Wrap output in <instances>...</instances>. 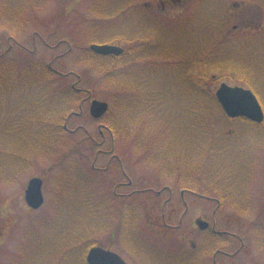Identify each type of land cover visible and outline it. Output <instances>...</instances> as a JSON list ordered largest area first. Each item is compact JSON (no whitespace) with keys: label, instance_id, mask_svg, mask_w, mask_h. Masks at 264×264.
<instances>
[{"label":"rangeland","instance_id":"obj_1","mask_svg":"<svg viewBox=\"0 0 264 264\" xmlns=\"http://www.w3.org/2000/svg\"><path fill=\"white\" fill-rule=\"evenodd\" d=\"M253 2L250 4V2L242 3L235 0L201 1L200 6L202 4L210 5L209 9L204 8V11H208L207 14L212 13L213 18L210 21L206 18L207 14L206 17L200 16L196 18L193 25L190 22L192 13L184 6V0H178L173 4L170 0H50L40 10L29 13L23 32L16 30V35H13L10 43L12 51L6 56V59L15 62V64L11 63L10 70H14V73H18L22 65L35 63L43 66L50 64L52 69L63 74L72 73L73 75L63 78L53 75L51 80L59 89H66L72 83H76L79 78L76 88L91 92V99L106 102L110 106L120 98L122 92L126 91L123 87L112 82L118 73L136 74L141 71L140 69L156 71L158 75L161 72L164 79L156 83L155 86L160 90L165 109L174 122L169 142L171 144L170 151L176 156H184L187 161L189 159L191 161L199 156V151L204 147V141L193 135L185 136L184 131L189 129L184 124L182 128L179 122L186 120V124L192 123L193 115H201L202 102L200 104V100L195 97V92L193 93L188 87L189 83L185 82L183 72L188 67L182 66L179 62L187 60V56L194 55L200 49L214 47L217 42L214 40V34L219 33V29H222V32L217 37L221 39L218 54L214 55V49L209 53L210 61L214 62L219 58L222 62L220 68L222 77L214 75L218 80L211 83L209 87L211 94L213 95L221 83L231 87L252 85L258 89L264 110V7L259 8L256 2ZM125 4H129L131 7L123 10L122 13H113L114 10ZM105 6L110 7L112 15L103 16L102 10ZM132 7H138L153 14L157 21H171L176 26L182 25L178 34L177 32L171 34L168 30L160 28L151 33L156 37L157 43L164 44L165 50L171 48L181 53L183 55L181 60L177 56L173 59L166 57V63L162 60L158 65H149L150 61L142 60L143 64L133 67L138 71H127L128 69L117 70L118 67L112 68L110 65L99 67L88 62L87 57L80 58L83 50L91 43L89 41L91 32L96 33V37L97 34H100L98 39L102 41L108 36V32H120L123 25L129 23L136 32L145 34L146 27L144 25L152 20V16L147 13L143 16L135 14V17L129 12ZM220 23L221 25H219ZM190 27L193 28V31ZM8 37L6 31L0 30V54L8 48ZM156 51L158 52V50ZM238 69L248 73L247 76L250 78L248 83L245 84L242 77L246 75L239 72ZM41 73L43 74V70ZM167 77L171 78L170 82L167 81ZM10 79H12L10 76H6L4 80L7 82ZM195 82L196 86H203L201 82ZM21 89L19 88L18 91L20 92ZM36 91L42 93L41 90ZM14 94L15 92L11 89L2 90L3 102L0 105V113L3 114L4 106L13 101ZM133 94L135 95L134 101L139 102L134 90ZM82 98H86V94L79 96V100ZM5 100L9 101L4 102ZM89 102L90 100L85 101L82 106L83 115L70 119L68 123L70 131L76 127H81L83 130L65 133L63 135L64 149H58L53 159L47 162L31 156L30 163L22 167L21 173L13 174L12 180H6L9 182L8 186L0 187V264L36 263L38 253L44 247L43 244H49L45 232H49L50 237L54 234L57 236L59 235L57 231L65 230L68 225H72L78 230L75 231V234L87 236V241L92 240L94 243L104 244V246L100 245L104 249H110L106 245L110 244L108 235H112L114 240L111 243L115 249L113 252L119 251L122 257L125 255L128 264H134L133 258L121 245L120 234L117 235L114 231V226L120 223V219L117 218L111 222V226L106 232L107 235H102L99 232L92 235L90 233L97 229L98 216L72 205L75 201L79 203L81 198V200L95 199L93 195L98 193L111 194L117 184L127 183V179L120 173L116 162L110 164L106 172L89 171V164L93 159L94 151L97 150L91 139L97 144L101 142L97 131L99 123L88 115ZM75 107L77 106L75 105ZM215 117L217 126L219 121L217 113H215ZM4 119L6 116L3 117ZM1 129L5 132V126H2ZM220 131L223 135L226 133L228 135L222 138L217 137L214 141V158L210 164L218 167L211 170L210 177L214 178L215 172L216 175L224 173L228 179V172L231 171V177L245 178L246 181L248 179L246 190L249 193L250 202L246 209L235 205L230 206L231 202L235 203L232 201L234 200L232 197L227 198V205L224 203L222 208L217 210L214 209V203L190 196L184 198L188 205H182L175 180H166L163 173L159 174L156 170L148 168L142 159H137V162L133 163L137 156L131 155L129 144L123 147L121 144L118 146V142L116 143L119 147L117 151L121 156L123 170L133 182L130 188L118 186L116 189L118 194H128L131 191L145 189L158 191L164 186L170 187L173 191L169 201L167 192L156 196L144 193L122 199L114 198L112 209L109 210L112 212L117 208L118 211L123 207L137 210L139 222L136 228L140 231L142 237L140 239L153 246L149 248L157 249L153 256L156 257L154 259H158L160 255V260L165 261L164 258H167L165 255H169L174 263L179 264L183 258L176 247L179 244H184L181 239L185 241L187 249L191 244L201 240L204 234L199 233L197 228L193 227V222L195 219H199L210 223L214 209L216 230L223 231V233L228 232L238 238L227 236L217 238L218 243L216 242V244H231L232 247L228 251L235 250L237 244H244L239 255L240 258L230 261L218 258V263L264 264V244H257V235L254 229V226L258 224L264 225V123L251 126L233 121L228 123V128L225 131ZM0 134L8 141L9 138L4 137L2 131ZM109 148V138L105 135V142L101 150H109ZM57 160L59 162L53 166ZM107 161V156L99 157L94 166L98 169L104 168ZM73 163L78 164L87 173H91L89 176L94 182L95 186L93 187L95 188L79 191L76 188H71V190L69 189V193L72 195L70 199L68 195H63L64 192H67L64 190V185L60 184L63 175L67 173L69 166ZM31 178H41L43 181L44 204L40 210L34 212L30 211L23 201L26 184ZM237 188L239 187H234V189ZM79 192L83 193L82 197H79ZM215 192L208 193L215 198ZM75 193H78L77 199ZM163 204H165V219L169 225H177L180 215L184 214L182 228L172 231L174 234L166 233L167 230L161 226L160 214H162ZM87 206L91 205L87 203ZM50 227L52 228L49 229ZM145 245L137 244V249L149 251L148 246ZM164 251H169V254L163 253Z\"/></svg>","mask_w":264,"mask_h":264},{"label":"trees","instance_id":"obj_2","mask_svg":"<svg viewBox=\"0 0 264 264\" xmlns=\"http://www.w3.org/2000/svg\"><path fill=\"white\" fill-rule=\"evenodd\" d=\"M49 1L50 0H0V30L6 31V33H8L9 35V38H12L13 35H16V30L17 32H23V30H25L29 13L40 10L47 3H49ZM176 1L170 0L172 4ZM201 1L206 0H184V6L187 7L186 9H188V11L192 13L190 22L193 25L196 21V18L200 16L206 17L208 11H204V8L209 9L210 7L209 4H202L200 6ZM235 1H239L242 3L250 2V4H253V1H255L259 8H261L262 6L264 7V0ZM130 7L129 4H125L122 7L114 10L113 13H122L123 10H127ZM130 10L131 11L129 12L133 16H135V14L143 16L149 13L138 7H132ZM113 13L110 12L109 6L104 7V9L102 10L103 16H110ZM149 14V16H152V20H149L144 25L146 27L145 34L136 32L132 27H130L129 23L123 25V27L120 29V32H108V36L102 41L98 39L100 34H97L96 37V33L91 32L89 40L91 43H108L117 45L124 49V53L118 58H101L87 51L85 55V57L87 56L86 60L99 67H102V65H110L112 68L118 67L117 70L128 69L127 71H138L133 67L143 64L144 62H142V60L150 61L151 64L149 65H158L162 60L164 61V63H166V57H171L173 59L177 56V58L181 60V58L183 57L181 53L171 48L165 50L164 44L162 42L161 47H158L160 48V50H158L157 52L155 49V46H157V39L151 33L157 31L156 29L160 28L165 31L168 30L171 34L176 32L178 34L182 25L179 24L178 26H176L171 21H157L153 14ZM206 18L211 21L213 18V14H207ZM219 25H221V23ZM190 28L193 31V28ZM221 32L222 29H219V33H217L216 35L214 34V40L217 41L214 47L209 46L207 49H200L196 51L194 55L189 57L187 56V60L179 62L182 66L186 65V67H188V69L183 72L185 82L191 83L189 84L190 89L193 91V93L195 92V97L196 99L200 100V104L202 102V110L200 112L201 115H193L192 123L189 124H186V120L181 121V127L183 128L184 124L187 129H201L202 132L201 139L204 141V147H202V150L199 151V159L202 162V173L201 177H199V180H203L204 183L202 182L203 185L201 192L205 194V185H209V187L214 186V190L216 191L214 192L216 197L219 199L218 201L220 208H222L224 203L226 204L227 198L232 197L234 199L232 201H234L236 204L231 202L230 206L235 205L239 206L240 208L243 207L244 209H246L248 208V204L250 201L249 193L246 190L248 181H246L245 178L231 177V171L228 172V179L226 178V175L224 173L217 175L216 178L210 177L211 170L217 166H212L210 164L211 160L214 158V130L215 128L219 131L224 128L227 129V126H225L223 121H230L223 116L209 88L212 82L218 80L214 77V75L220 76V78L222 77L220 69L222 66V62L219 60V58L217 60H214V62L210 61L209 53L214 49V55L217 56L218 48L221 45V39L217 37L221 35ZM226 65L229 64L226 63ZM229 66L232 67L231 65ZM235 69L236 68H234V70ZM140 70L141 71L136 74L131 72L128 74L118 73L112 80V82L119 85L120 87H123L126 91L122 92L120 94V98L113 104H111L104 123L105 127L111 132L114 142L120 140L122 141V143H127L129 145H138L141 147H157V149L161 146L171 145L169 143L170 135H167V131L171 130L174 127V123L172 122L170 114L165 109L166 106L163 102V99L161 98L162 96L160 90H158L157 86H155L156 83L164 79L163 75L161 74V72L158 75L156 71H148L143 69ZM238 70L239 72L246 75L245 77H242V79H244L245 84L248 83L250 79L247 76L248 73L242 69ZM2 77L3 73L0 69V80ZM166 79L169 82L171 80L170 77H167ZM41 81L43 83H46L48 81V79L45 77V71L42 74ZM195 81L201 82L203 86H196L197 84ZM45 86L46 84L43 85L42 94H40L43 101L40 102L49 103L50 101L46 99H56V101L54 102H56L59 107L56 112V117L58 122L61 124L62 120L60 119L64 115H68L73 111H77L78 100L77 98H75V94L73 92H69L71 101L68 104H64L65 102H63L62 100H57V97H54V94H50L48 88H45ZM247 87L254 92L259 102L262 104L258 89L248 84ZM2 90L3 89L0 88V92ZM133 90L136 92V95L139 98V102L134 101L133 98L135 95L133 94ZM35 98H38V96H35ZM36 103H38V101ZM51 104L53 103L51 102ZM75 105L77 107L74 108ZM63 107L66 109L63 110ZM62 113H64V115H62ZM215 113L223 118L222 120L220 119L221 122H218L217 126L215 125ZM241 121L249 124L246 121ZM2 125L3 122L0 121V131L3 132L4 137L9 139L8 141L5 140L1 137L2 135L0 134V187L8 186L9 182H6V180H12L14 178L13 174H20L22 171V167L25 166L24 164L28 162H25V159L23 157L18 156L20 154L19 152L13 150V146L11 145L16 144V142L14 141L13 137L10 138L8 136L7 131L4 132L1 129ZM46 129H48L47 126L43 127V130L37 136V141L35 143L38 145V148L34 151H41V154L39 155H44L45 151L47 150L46 147H50L53 145L52 140L54 139V137L55 140L58 141V144L62 143V138L64 137V132L60 125L57 131L54 130L48 132V130ZM215 136L220 138L224 137V135L220 133H217V135ZM143 153H147V150H144ZM10 157L16 158V160L14 162H11L9 160ZM188 171H190L189 168L187 169V172ZM190 184L193 188L195 187L194 183H189L186 186H188V188H192ZM217 187H219L218 190ZM234 187L239 188L234 189ZM254 229L257 235V244H264V225L258 224L254 226ZM43 246L44 247L42 248L40 253L37 252L38 261H36V263L34 264H84L85 249L79 252L78 250L81 247L79 245L43 244Z\"/></svg>","mask_w":264,"mask_h":264},{"label":"flooded vegetation","instance_id":"obj_3","mask_svg":"<svg viewBox=\"0 0 264 264\" xmlns=\"http://www.w3.org/2000/svg\"><path fill=\"white\" fill-rule=\"evenodd\" d=\"M8 49H11V45L8 46ZM12 61L13 60H10V59L6 60V65H5L6 71L11 70V63L15 64ZM15 85H17V84H15ZM70 88L72 90H75V87L71 86ZM78 91H81V90H78ZM82 91H84V90H82ZM84 92L87 93L86 91H84ZM87 94H89V93H87ZM37 100H39V98ZM14 101L15 102L10 103L9 107H8V113H7V117H6V129H7V131H12V130L17 129L18 131H21V134L30 135V136L35 135L37 133V128H40L42 126V124L40 122V120L42 121V117H44V116L47 118L52 117L51 115L43 114V109H44L43 105L30 103V102H32V99L29 97L23 98V99H22V97H15ZM48 107H50L49 109L54 108V106H48ZM48 107H46V109H48ZM66 120H67V118H66ZM65 124H66V122L64 123V125ZM64 125H63V129H64ZM98 127H99L98 130L100 131V135L102 136V138H104L103 134H102L103 128L100 125H98ZM64 130L67 131V129H64ZM96 147L98 149L96 150L95 155L93 157V163H95L99 157H103V156H107L108 161H107L104 168L98 169L93 165V167H91L92 170L106 172V171H108L110 164L115 163V162H116V164L121 163L119 155L112 154L111 153L112 150L111 151L101 150V148L103 147V144H101V143L96 144ZM16 148L27 149L26 147H24L21 144L17 145ZM134 148H138V147H134ZM168 158H169V155H167L166 158H164V163H166V159H168ZM197 164L198 163L196 162L195 165L193 164V166L198 171L199 167ZM181 165L185 166L186 162L182 160ZM190 168L192 170H190L188 177H187V175H188L187 171L186 170L182 171V179L181 180L184 183L186 181H188V179L195 178V176H197V174H198L196 171L193 170L192 165L190 166ZM119 170H120V173L122 174L121 166L119 167ZM166 180L169 181V178ZM197 181L198 180L195 179V182H197ZM118 186H120V187L125 186L128 188V187L132 186V181H128L125 184H121V183L117 184V186H115V189ZM162 189H163L162 192H160V190H158V191L150 190V191L154 195H159L161 193L167 192V196H168L167 200H169L170 197L172 196V191H171L170 187L164 186ZM138 192L139 191H135V192L131 191L128 194H118L115 191V192H113L112 195L100 194V197L103 200L101 205L104 206V211L110 210V209H112L111 205H113V203L107 202V200L112 201L114 198L122 199L124 197H129L130 195L131 196L136 195ZM141 192H144V191H141ZM180 195H181V202L184 206L188 205V204H186L187 202L184 199L185 197H187L186 195L193 197V198L198 197L197 193L188 192L187 190H181L179 196ZM104 201H106V203ZM212 201H214V199ZM112 211H113V213H115V210H112ZM116 213H118L120 216H122L124 218V220H121L124 222L122 223L120 221V224L116 226L117 235L120 234L121 242H122V244L125 245V247L123 245H122V247L128 248V251L130 250L129 252L132 256H134L138 259L142 258V261L144 264H157L159 259H154L156 257H153L154 253L157 252L156 250H154L153 248H149V251L145 250V249H142L141 251H139L137 249V244H150V243H144V242L140 243L137 233L132 230L133 225L137 223V210L133 209V208H124L122 210L120 209L117 211V208H116ZM212 216H214V212L212 213ZM161 220L163 222V226L168 231H176V230H179L182 228L181 223H182L183 219H181V218L179 219L177 226L167 225L166 220H165V214H161ZM197 220L198 219L194 220L193 227H195ZM169 233L173 234L171 232H169ZM202 233H205L206 240H199L196 243L191 244L189 249H186V243L183 239H181L184 244H179L178 249L185 250L184 262H182V264H186V261L188 264H219L218 258H221L223 261H230V260H235V259L240 258L239 255L242 252L244 244H238V247L233 251H231V250L228 251V249L230 247H232L231 244H216V242H217L216 239L218 238V236H217L218 234H217V230H216L213 219H212V223L209 224V228ZM113 240H114L113 236H111V237L109 236V243H110L111 247L114 246L111 243ZM152 259L157 260V261H153ZM164 260H165L164 264H171V262H172L169 255H167V258H164Z\"/></svg>","mask_w":264,"mask_h":264},{"label":"water","instance_id":"obj_4","mask_svg":"<svg viewBox=\"0 0 264 264\" xmlns=\"http://www.w3.org/2000/svg\"><path fill=\"white\" fill-rule=\"evenodd\" d=\"M91 51L100 56H119L122 50L115 46L91 45ZM215 98L225 115L229 118H244L256 124L262 123L264 116L261 107L254 95L242 88L228 87L221 84L215 92ZM107 104L93 101L90 105V115L98 119L107 111ZM42 182L39 179H31L24 192L26 205L33 210L41 207L43 198L41 194ZM201 230L205 229V223L197 222ZM86 264H125L117 255L106 252L100 248H91L86 256Z\"/></svg>","mask_w":264,"mask_h":264}]
</instances>
